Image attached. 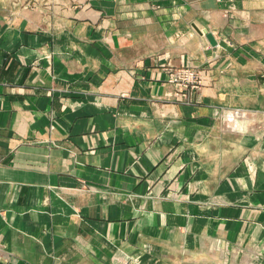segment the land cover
<instances>
[{
	"label": "crops",
	"instance_id": "0c3cea01",
	"mask_svg": "<svg viewBox=\"0 0 264 264\" xmlns=\"http://www.w3.org/2000/svg\"><path fill=\"white\" fill-rule=\"evenodd\" d=\"M0 264H264V0H0Z\"/></svg>",
	"mask_w": 264,
	"mask_h": 264
},
{
	"label": "built area",
	"instance_id": "2783aa9c",
	"mask_svg": "<svg viewBox=\"0 0 264 264\" xmlns=\"http://www.w3.org/2000/svg\"><path fill=\"white\" fill-rule=\"evenodd\" d=\"M168 82L175 88V96L179 101H186L189 93L203 85L201 71L189 66L173 68L169 71Z\"/></svg>",
	"mask_w": 264,
	"mask_h": 264
},
{
	"label": "water",
	"instance_id": "95a60500",
	"mask_svg": "<svg viewBox=\"0 0 264 264\" xmlns=\"http://www.w3.org/2000/svg\"><path fill=\"white\" fill-rule=\"evenodd\" d=\"M201 34H205L208 38V40L210 41V43L214 46H222L226 49H230V46L227 42L225 41H218L211 33H208V31H200Z\"/></svg>",
	"mask_w": 264,
	"mask_h": 264
}]
</instances>
